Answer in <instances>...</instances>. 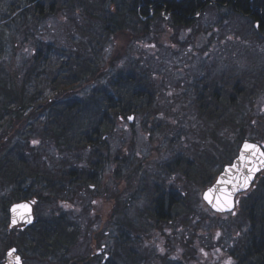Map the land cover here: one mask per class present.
Segmentation results:
<instances>
[{
	"label": "trees",
	"instance_id": "16d2710c",
	"mask_svg": "<svg viewBox=\"0 0 264 264\" xmlns=\"http://www.w3.org/2000/svg\"><path fill=\"white\" fill-rule=\"evenodd\" d=\"M234 1H237L238 7L233 6L231 8L233 12L249 19L252 23L262 22L260 26L255 27H258L259 35L263 34L264 1L232 0V3ZM213 2L214 0H13L9 3L6 13L0 15V77L2 73L7 74L4 79H0V132L7 131L3 138L0 137V182L2 186H13L14 189L10 198L6 195L0 198L1 245L8 249L17 248L25 264H32L31 260L47 263L55 259L58 264H79V262L74 263L73 258L69 259L70 249L78 237L77 231H68L70 226L65 217L52 214L53 217L48 216L24 231L10 230V205L27 198H34L33 195L36 194L33 191L41 188L37 197L45 204L54 199L53 195H56L55 200L61 198L63 192L60 188L64 186H70L67 187L68 191L66 188L63 189L66 196H69L74 194L70 190L71 183L83 184L96 181L97 174L75 173L78 167L74 168L69 161H73V164H80L83 161L109 164L112 160L111 164L115 162L116 166L125 165L124 160L127 158L112 157L113 146H110L112 144L110 139L118 131L122 134L128 132L129 128L126 127L128 125L132 128L131 131H135V121L141 120L143 129L145 131L150 129L152 134H156L152 129L157 126L158 132L165 138L173 133L174 139L179 140V143L182 136L186 138L188 135L185 134V129L193 130L194 124H197L200 130H195V134L200 135L204 140L208 152H214L213 155L216 157L213 158L219 160L221 147L218 144L224 143V136L229 134L227 131V133L222 131L223 129H229L230 134H237L239 142L250 139L248 137L251 135L264 141V125L259 126L255 120L260 118L258 116L261 108H258L257 104L258 100L264 99V91H259V94L252 98V93L259 89L241 86L244 76H238V80L241 81L236 82L228 97L229 91L223 88L224 85L221 89H224L226 94L219 93V82L214 85L209 78L203 77L184 84L174 75H170L172 71L165 70V78L168 80L166 84L170 83L179 88L176 90L179 93L172 97L162 94L164 93L162 88L165 89L163 84L162 88H158L151 79L153 71L145 70H157L156 66H145L152 65L150 59L143 63L142 71L139 67L141 63L139 65L138 62H133L126 67L122 63L123 57L108 53V46L119 35L129 34L130 40L139 41L148 35L153 27L161 23L173 28H191L195 19L210 6L216 8ZM256 6L261 12H257L254 16L251 8ZM238 8L241 11H238ZM59 9L68 16L71 15L69 19L72 21L69 22L71 24L69 31H64L69 37L57 45L55 42L47 41L45 39L47 35L43 32L39 33L41 32L39 27L44 21L50 20L60 12ZM12 24L16 25V29L6 33L8 26ZM259 38L261 39L260 36ZM18 40L23 41L22 46L25 49L35 50L31 56V63H25L28 68L24 66L20 68L23 72V78L20 79L23 87L20 89H16L14 83L15 78L18 77L10 75L5 64L7 61H3L8 47L12 49ZM53 51L62 55L60 77L56 74L50 78L53 84L49 83L48 96L40 102V96L45 95L46 91L44 87L40 89L38 86L42 82L45 83L42 78H49L46 72L53 62ZM167 58L174 62V57ZM154 62L155 65L158 64L157 60ZM160 62L159 65L163 70L165 65ZM173 62H166V66ZM39 67L41 70L37 69ZM200 70L201 68L198 71ZM233 90L236 92L233 93ZM76 94L80 98L84 96V99L79 101L75 98ZM224 96L227 97L226 105L221 102ZM257 97L258 100L254 102L253 99ZM250 99L253 102L251 104L247 103ZM160 100L164 104L157 109ZM130 117L134 118L133 121ZM169 119L171 123H167ZM123 123L126 124L123 126ZM34 137L41 141L39 145H33ZM210 142L217 147H209ZM229 143L231 142L228 141ZM85 145H88L87 154L84 157L80 155L83 160L69 158L72 154H79L78 148H85ZM94 145L97 146L95 149H93ZM42 146L56 148L58 154L52 155L49 160L50 150L42 151ZM201 146L203 145L199 147ZM234 153L237 155L236 149ZM59 155L61 160L56 159ZM130 159L133 160V157ZM232 159L233 157H230V161L225 159L223 162L231 164ZM49 161L53 164L49 165ZM66 163H69V166ZM145 168L139 163L134 168L126 166L128 172L124 177L117 169L118 179L123 178L131 184L141 179L143 187L150 188L144 184ZM222 170L223 168L219 172ZM211 175L212 173L210 179L214 177V174ZM23 186L27 189H23ZM122 191L123 189L119 190L120 193ZM166 193L163 195L166 203L170 202L171 211L175 208L182 210L188 207L187 198H180L173 193L166 196ZM255 193L264 194V181L258 185ZM148 199L153 201L147 200L151 204V210L154 208L155 210L146 215L147 219L168 221L174 218L165 210L163 200H153L151 195ZM137 203L139 202L136 201ZM49 222L53 224L50 225ZM135 224L136 222L131 221L127 227L123 224L115 227L132 234ZM17 231L20 236L14 238ZM61 249L63 252L58 260V251ZM28 250L33 252L31 256L28 255ZM6 252L3 253V257ZM1 260L3 259L0 258V263ZM84 260H81L80 264L87 262ZM166 260L164 264H168L169 260Z\"/></svg>",
	"mask_w": 264,
	"mask_h": 264
},
{
	"label": "rangeland",
	"instance_id": "374dc122",
	"mask_svg": "<svg viewBox=\"0 0 264 264\" xmlns=\"http://www.w3.org/2000/svg\"><path fill=\"white\" fill-rule=\"evenodd\" d=\"M11 1L13 0H0V15L6 13ZM213 4H216V0H214ZM215 7L219 9L217 10L214 6H210L195 19L191 28H173L166 23H161L159 26L153 27L149 34L139 41H136L137 39H134V37H132L134 41L130 40L129 34L127 36L119 35L108 46V53H114L115 56L119 55V57H123L122 63L126 67H129L130 63L133 62H138L139 65L141 63L139 67L142 71L144 70L143 63L150 59L152 65L145 66H156L157 70H145H149L147 72L153 71L151 79L158 88H162L163 84L165 89L162 88V92H164L162 94L165 95L168 94L173 97L179 93V91H176L179 89L178 87L170 83L166 84L168 80L165 78L164 73L167 70L168 72L172 71L170 75H174L179 82H183L184 84L200 80L203 77L209 78V81H212L214 85L219 82V93L226 94L224 90L226 89L229 91L228 97L232 93L231 89H234L236 86V82L241 81L240 79L238 80V76H244L241 86L248 89L255 87H257V90L259 89L252 93L251 96L253 98L254 95L259 94V91L264 90V37H262L264 32L259 35L258 27H255L256 24L234 13L231 7H228V10L225 7H218L217 5ZM59 10L60 12L51 17L50 20L44 21L39 27L41 31L39 33H45L47 35L45 39L55 42L57 45H60L62 40L69 37V34L64 31H69L71 28L69 22L72 21L69 19L71 15L68 16L61 9ZM13 29H16L15 24H12L10 27L8 26L6 33ZM22 42V40H18L12 49L8 47L3 59V61H7L5 64H7V70H9L10 75L18 77V79L15 78L14 82L16 89L23 87V84L20 83V79L23 78V72L20 71V68L22 66L28 68V65L25 63H31V56H33L35 51L33 48L25 49L22 46ZM53 55V62H51L46 72L49 78H42L45 80V83L42 82L38 86L40 89L44 87L46 91L45 95L40 96V102L48 96L50 88L48 85L49 83L53 84L50 78L56 74L59 76V69L63 62L62 55L57 51ZM168 56L174 57V62L172 59H168ZM26 59L29 60L26 61ZM154 60L158 61L157 65H155V62L153 63ZM205 60L206 62H204ZM160 61L165 65V68H162L164 71L161 70ZM168 61L173 62V64L169 63L166 66V62ZM200 68L201 70L198 71ZM37 69L41 70L40 67ZM7 70L6 73H8ZM5 75L7 74L2 73L0 79H4ZM222 85H224L223 90L221 89ZM3 86L6 87L4 84ZM234 92L236 91L233 90ZM75 98L82 101L84 96L80 98L76 94ZM226 98V96L222 97L221 102H224V105L227 103ZM256 100H258V97L253 99L254 102ZM247 103H253L252 99L248 100ZM159 104L157 109L162 107L164 102L160 100ZM257 106L261 108V111L259 113L260 116H258L260 118L255 120L259 126H263L264 99L258 100ZM172 111L175 110L172 109ZM131 118L133 121L134 118ZM135 122V131H131L132 128L128 125L126 126L129 128L128 132L122 134L121 131H118L110 139L112 143L110 146H113L112 157L118 159L127 158L124 160L125 165L119 164L116 166L115 162L111 164L112 160L109 164L107 162L94 163L90 161L73 164V161H69L74 168L78 167V171L81 168V171H75V173L89 172L90 174H97L98 176L95 177L96 181L85 182L83 184L71 183L70 190L74 194L69 196H66L63 189L66 188L68 191L67 187L70 186H64V188H60L63 192L61 198L55 200L56 195H53L54 199L50 202H45V204L37 197L38 192L40 193L42 188L33 191L36 194L33 195L34 198L22 200H34L32 205L35 223L48 218V216L53 217L51 215L54 214L58 217H65L70 226L68 231H77L76 235L78 238L70 249L71 256L69 257V259L73 258L74 263L79 262L80 264L81 260L88 258V260H84L87 261L84 264H164V260L170 258L168 264H171L173 259L180 256L178 249L183 245L179 246L178 244L179 242L182 243L181 239H184L185 235H190L194 231H196L197 235H202L206 231L205 222L199 219L197 221L194 220V212L197 207L204 209V198L202 197L205 191L211 188L215 181L217 182L216 179H218L220 169L230 164H225L223 161L225 159L229 160L230 157H233L232 160H234L238 155L241 145L237 134H230L231 131L229 129H223L222 131H225V133L229 132V137L225 135L224 143L218 144L221 147V150H219V160V158H213L216 157L213 155L214 152H208L207 147L204 146V140L200 135L197 136L195 134V130H200L197 124H194L193 130L190 128L189 130L185 129V134L188 135L186 138L180 137L181 143H179V140L176 141L174 139L175 135L173 133L165 138L163 134L158 132V126L152 129L156 134H152L150 129V132L143 129L141 120ZM167 123H171V119L167 120ZM125 124L123 123V126ZM209 126L213 128V126ZM6 132L5 130L1 131L0 137L3 138ZM251 136L248 138L262 141L257 136ZM228 141L231 143L228 144ZM32 142L34 146L41 143L37 137L32 138ZM208 144L209 147H217L211 142ZM200 145L203 146L199 147ZM86 147L88 145H85V148L77 147L79 154H72L69 158L83 160L80 155L84 157L87 154ZM96 147L94 145L93 149ZM41 149L42 151L50 150L49 160H51L52 155L58 154L56 148L42 146ZM235 149L237 155L234 153ZM131 157H133V160L130 159ZM56 159L61 160L62 158L59 155ZM136 161L146 167L143 174L144 184L150 188L145 189L141 179L132 184L124 181L123 178L118 179L117 169L122 172L124 177L128 172V169L126 172V166L134 168V166L138 165ZM69 163H66L67 166H69ZM48 164L52 165L53 162L49 161ZM70 169L69 167L68 170ZM260 172L262 173L260 178L264 179V169ZM211 173L212 175L214 174V177L210 179ZM5 186H2L0 182V198L3 195L10 198L14 189L13 186ZM23 189H27V187L23 186ZM120 189H123L122 193L119 192ZM164 193H166V196L169 193H173L180 198H187L188 207H184L182 210L175 208L173 211H170L171 208L166 203ZM150 195L153 200H163L165 210L170 211L168 214L174 218L168 221L147 219L146 215L148 216L155 210V208L151 210V204L147 201L153 202L148 199ZM136 201L139 203L136 204ZM120 206H122L121 209ZM1 219L2 213L0 214V223H2ZM51 221L53 222V220ZM131 221L136 222L134 225L135 230H133L132 234L115 227L120 224L127 227V224H130ZM52 222H49V224L52 225ZM217 231H212V238L217 236ZM19 236L20 233L17 231L14 238ZM217 242H219V239L213 241L211 244L214 245ZM197 248L201 257L200 246ZM7 250V247L0 244L1 259H4L9 253V251L8 253L6 252L3 257V253ZM62 252V249L58 251V260H60ZM27 253L29 256L33 254L29 250ZM55 260L47 263L31 260V263L56 264L57 262L58 264V261Z\"/></svg>",
	"mask_w": 264,
	"mask_h": 264
},
{
	"label": "flooded vegetation",
	"instance_id": "af4514ba",
	"mask_svg": "<svg viewBox=\"0 0 264 264\" xmlns=\"http://www.w3.org/2000/svg\"><path fill=\"white\" fill-rule=\"evenodd\" d=\"M215 5L225 9L238 7L237 1L232 3V0H216ZM256 7L251 8L254 16L261 12L260 8ZM238 11L241 9L238 8ZM261 23L256 22V25L260 26ZM245 142L246 140L241 142L239 153ZM261 174H257L247 190L235 196L231 209L216 210L203 199L204 209L196 210L193 218L195 221L199 219L205 222L206 231L204 235H197L196 231L185 235V238L181 239L182 243L178 244L183 245L178 249L180 256L173 259V263L229 264L230 261L231 264H264V194L255 193L258 185L264 181L260 178ZM167 204L171 208L169 201ZM214 230H218L217 236L212 238ZM218 239L219 242L211 244ZM199 246L201 257L197 248Z\"/></svg>",
	"mask_w": 264,
	"mask_h": 264
},
{
	"label": "water",
	"instance_id": "95a60500",
	"mask_svg": "<svg viewBox=\"0 0 264 264\" xmlns=\"http://www.w3.org/2000/svg\"><path fill=\"white\" fill-rule=\"evenodd\" d=\"M245 144L254 145L255 148L258 149V151L253 152L250 150H245V147H244ZM261 153H264V152L259 145L251 143V142L244 143V145L241 149L240 155L236 158V160L234 161V163L232 165H229L225 168V170L220 174L218 181L221 180L222 178H225L227 175H229V173L226 172V170H231L232 175H235L242 180L244 176L248 175V169L252 168L254 171H253L252 179L250 180L249 185H248V188H249L251 186V184L253 183L256 175L260 171H262V169H264V163H262V161H264V156H261ZM233 166H235V167H233ZM218 181L205 194L209 193L210 190L220 189L222 186L218 184ZM247 189H239V190L235 191L233 193V196H232V201L234 202V198L237 194H239L240 192H243ZM214 195L219 196L220 193L217 191L214 193ZM215 203H216V200L213 199V204H215ZM213 204H211V205L213 206ZM18 205H28V208L30 209V215L32 218V223H33L34 222V215H33V211H32V205L29 204L28 202H23V203L18 204ZM18 205L13 206V208H16ZM13 208H12V221L16 220V223L15 224L12 223V225H11L12 227L14 225L19 224V223H24V219L20 215L22 210L17 209V211L14 213ZM214 208L217 210L216 207H214ZM27 225H29V224H27ZM15 256H17L16 251L12 257H10L8 255L7 256V262L5 264H15ZM20 259H21V257H20Z\"/></svg>",
	"mask_w": 264,
	"mask_h": 264
},
{
	"label": "snow or ice",
	"instance_id": "6c2138e0",
	"mask_svg": "<svg viewBox=\"0 0 264 264\" xmlns=\"http://www.w3.org/2000/svg\"><path fill=\"white\" fill-rule=\"evenodd\" d=\"M244 147L245 150H250L253 152L258 151V149H256L254 145L245 144ZM261 156H264V153H261ZM262 163H264V161H262ZM253 171L254 170L252 168H249L248 175L244 176L243 179L241 180L239 177L232 175L231 170H226V172H228L229 175L218 181V184L221 185L222 187L220 189L210 190L209 193L205 194L204 197L205 200H207L210 204H213V199H215L216 203L213 204V207H216L217 210L231 209L233 206V201H232L233 193L239 189L248 188L249 182L253 176ZM217 191L220 193L219 196L214 195V193ZM17 209L22 210L20 215L23 217L24 223L31 224L32 218L30 215V209L28 208V205H18L16 208H13V212L15 213ZM12 223L15 224L16 220H13ZM15 251H16L15 249H11L8 255L12 257ZM15 264H22V261L19 256H15ZM229 264H231L230 261Z\"/></svg>",
	"mask_w": 264,
	"mask_h": 264
}]
</instances>
